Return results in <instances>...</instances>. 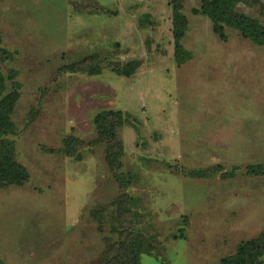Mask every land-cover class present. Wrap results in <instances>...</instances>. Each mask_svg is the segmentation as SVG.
<instances>
[{"label": "rangeland", "instance_id": "1", "mask_svg": "<svg viewBox=\"0 0 264 264\" xmlns=\"http://www.w3.org/2000/svg\"><path fill=\"white\" fill-rule=\"evenodd\" d=\"M202 3L0 0V67L20 92L2 139L30 174L0 191L4 264H92L123 230L142 264H220L264 238V174L248 169L264 164V38H221ZM234 13L264 26V0Z\"/></svg>", "mask_w": 264, "mask_h": 264}, {"label": "trees", "instance_id": "2", "mask_svg": "<svg viewBox=\"0 0 264 264\" xmlns=\"http://www.w3.org/2000/svg\"><path fill=\"white\" fill-rule=\"evenodd\" d=\"M237 1L238 0H203L201 9L195 10V12L208 16L214 23V31L219 34L221 38H225L224 24H228L240 29L246 37L257 42H262L264 40V26L261 25L258 20L250 16L234 13V6ZM186 27L187 18L180 12L179 7L176 6L174 19L175 48L179 55H184L181 38L184 35ZM71 69L73 71L78 70L75 66H72ZM19 97V85L16 84V86L10 89L7 78L0 67V191L10 185H23L30 177L26 167L18 162L12 143L7 139H2V136L16 133L17 131V127L11 115ZM102 118H104V121L109 120L108 113H101L96 118V123L100 130L110 133V136L115 134V125H117L119 121L118 123L114 120H112L111 123L108 121L105 125L101 122ZM116 152L117 150L113 151V153ZM248 169L251 173L256 175L264 174V164L251 165ZM198 173L201 175L202 171H198ZM122 197L118 199L121 211L124 205L129 206V210L125 211L127 217L122 215L121 220L127 223L125 219L129 220L128 214H130L131 203L128 200L129 196L127 194ZM125 232L124 230L121 231L122 235L120 240L113 244L98 261L92 264H142L141 254L144 250V243H142L133 232ZM263 256L264 238H254L244 241L235 256L223 258L220 264H264ZM0 264H4L1 259Z\"/></svg>", "mask_w": 264, "mask_h": 264}]
</instances>
